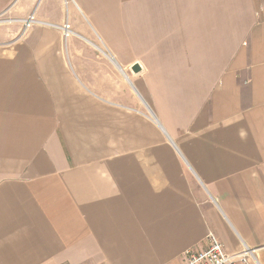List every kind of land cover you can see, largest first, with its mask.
I'll list each match as a JSON object with an SVG mask.
<instances>
[{"label":"crops","instance_id":"obj_1","mask_svg":"<svg viewBox=\"0 0 264 264\" xmlns=\"http://www.w3.org/2000/svg\"><path fill=\"white\" fill-rule=\"evenodd\" d=\"M1 17L0 264H185L209 235L264 264V0Z\"/></svg>","mask_w":264,"mask_h":264},{"label":"built area","instance_id":"obj_2","mask_svg":"<svg viewBox=\"0 0 264 264\" xmlns=\"http://www.w3.org/2000/svg\"><path fill=\"white\" fill-rule=\"evenodd\" d=\"M22 23L24 28H27L37 22L31 15ZM61 31L64 39L72 35L67 23L64 24ZM254 253L253 249L245 248L239 253L228 254L225 252L223 245L213 235H209L205 249L187 252L185 264H257Z\"/></svg>","mask_w":264,"mask_h":264},{"label":"water","instance_id":"obj_3","mask_svg":"<svg viewBox=\"0 0 264 264\" xmlns=\"http://www.w3.org/2000/svg\"><path fill=\"white\" fill-rule=\"evenodd\" d=\"M132 71H133V72H137V71H139V67H138L137 65H135V66L132 68Z\"/></svg>","mask_w":264,"mask_h":264},{"label":"rangeland","instance_id":"obj_4","mask_svg":"<svg viewBox=\"0 0 264 264\" xmlns=\"http://www.w3.org/2000/svg\"><path fill=\"white\" fill-rule=\"evenodd\" d=\"M3 20H5V18H4V17H1V18H0V21H3Z\"/></svg>","mask_w":264,"mask_h":264}]
</instances>
